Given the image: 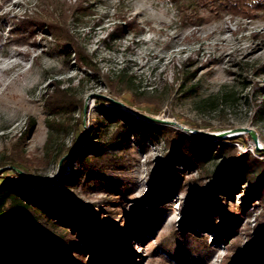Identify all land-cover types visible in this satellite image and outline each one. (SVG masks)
Returning <instances> with one entry per match:
<instances>
[{
  "label": "trees",
  "instance_id": "16d2710c",
  "mask_svg": "<svg viewBox=\"0 0 264 264\" xmlns=\"http://www.w3.org/2000/svg\"><path fill=\"white\" fill-rule=\"evenodd\" d=\"M174 1L182 16L195 25L221 10L249 17L264 15V0H194L189 5ZM38 8L43 15L32 11L17 18L10 37L17 43H29L38 33L49 34L66 55L74 57L76 66L91 69L112 94H119V85L127 84L131 77L123 72L115 76L101 72L94 54L71 32L73 22L93 13L91 4L86 0H40ZM133 23L115 25L108 37L123 36ZM260 71L264 72V65ZM178 78L183 85L193 79V72L181 68ZM194 90L195 86H189L184 96H195ZM42 98L47 136L41 153L29 155L26 151L36 127L35 118L29 117L25 129L1 154L0 175L20 177L23 172L31 182L37 170L59 166L60 179L55 186L30 187L19 179L1 177L0 264H126L137 260L127 242L134 235L135 224L120 221L127 205L138 209L136 220L141 224L147 221L150 209L168 205L180 192L186 193L188 203L174 235L183 238L186 232V236L206 241L202 232L215 230L228 246L220 264H264V150L254 148L258 156L238 151L234 142L239 136L199 140L202 137L136 118L116 105L104 106L107 99L97 96L102 106L90 123L89 140L72 152L83 138V100L72 86L64 87L58 81L50 84ZM132 140L142 147L147 140L161 147L143 197L134 195V183L109 175L138 164L128 149ZM243 188L239 203L231 202ZM252 217L255 224L245 228V240H236L242 224ZM144 224L145 233L152 234ZM143 233L135 234L134 239L144 242Z\"/></svg>",
  "mask_w": 264,
  "mask_h": 264
},
{
  "label": "rangeland",
  "instance_id": "374dc122",
  "mask_svg": "<svg viewBox=\"0 0 264 264\" xmlns=\"http://www.w3.org/2000/svg\"><path fill=\"white\" fill-rule=\"evenodd\" d=\"M182 1L184 5L194 2ZM39 2L0 0V156L25 129L29 117L35 118L36 127L26 143V151L29 155L41 153L47 136L42 95L53 81L72 86L83 100V138L72 152L89 140L90 123L96 109L102 106L97 96L107 99L104 106L116 105L136 118L172 126L190 137L199 136V130L229 131V135L237 132L239 139L234 145L238 151L258 156L254 148L264 150V72L260 71L264 65V15L249 17L221 10L195 25L182 16L174 0H86L93 13L81 22H73L71 32L94 54L101 72L112 76L123 72L131 77L127 84L119 85L120 93L114 95L91 69L76 66L74 57L66 55L49 34L38 33L29 43H17L10 37L17 18L32 11L43 15ZM126 21L134 22L133 27L126 29L123 36L110 39L108 34L114 26ZM181 68L193 72V79L183 85L177 79ZM189 86H195L193 97L184 96ZM130 103L134 104L132 108ZM241 128L250 129L256 142L249 132L235 131ZM202 139L206 137L199 138ZM129 146L138 164L109 175L134 183V195L143 197L147 195L148 175L156 169L161 147L148 140L145 147L135 140ZM59 171V166L37 170L31 182L23 172L20 177L5 173L0 175V182L1 177H7L30 187L55 186ZM52 177L53 180L44 182ZM244 193L245 189L230 201L238 204ZM187 203L186 193L180 192L170 198L168 205L150 209L144 222L152 232L150 235L144 231L145 224L136 220L135 205H127L120 221L135 224L134 235L127 242L137 253V260L126 264H161L162 260L172 264H220L228 246L217 231H203L206 241L186 236V232H181L183 238L174 235ZM254 224L253 217L244 222L235 239L243 242L245 228H253ZM141 232L146 236L144 242L134 239Z\"/></svg>",
  "mask_w": 264,
  "mask_h": 264
},
{
  "label": "water",
  "instance_id": "95a60500",
  "mask_svg": "<svg viewBox=\"0 0 264 264\" xmlns=\"http://www.w3.org/2000/svg\"><path fill=\"white\" fill-rule=\"evenodd\" d=\"M140 114V113H139ZM140 115H143L145 116L144 114H140ZM147 117V116H146ZM152 119V118H151ZM156 121H159V122H167V123H173L171 121H165L163 119H156ZM235 131H247L250 133L252 139L254 140V142H256V136L255 134L250 130V129H246V128H241L240 130H235ZM233 132V131H232ZM199 136H202V137H206V138H222V137H226V136H235V135H238V134H235L237 132H235L234 134H231L229 135V131H222V132H206V131H197L196 132ZM256 148L258 149L259 147L256 146ZM21 173V172H20Z\"/></svg>",
  "mask_w": 264,
  "mask_h": 264
}]
</instances>
